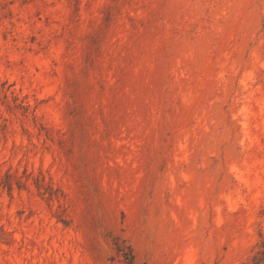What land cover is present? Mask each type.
Instances as JSON below:
<instances>
[{"label":"rangeland","instance_id":"374dc122","mask_svg":"<svg viewBox=\"0 0 264 264\" xmlns=\"http://www.w3.org/2000/svg\"><path fill=\"white\" fill-rule=\"evenodd\" d=\"M258 242L264 0H0V264Z\"/></svg>","mask_w":264,"mask_h":264},{"label":"trees","instance_id":"16d2710c","mask_svg":"<svg viewBox=\"0 0 264 264\" xmlns=\"http://www.w3.org/2000/svg\"><path fill=\"white\" fill-rule=\"evenodd\" d=\"M238 264V263H232ZM241 264H264V242H258L253 255L244 260Z\"/></svg>","mask_w":264,"mask_h":264}]
</instances>
